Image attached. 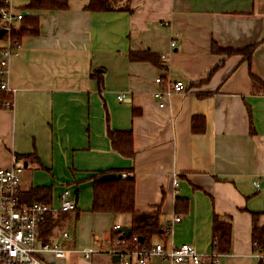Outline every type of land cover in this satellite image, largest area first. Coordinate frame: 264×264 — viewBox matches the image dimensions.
<instances>
[{"label":"crops","instance_id":"obj_1","mask_svg":"<svg viewBox=\"0 0 264 264\" xmlns=\"http://www.w3.org/2000/svg\"><path fill=\"white\" fill-rule=\"evenodd\" d=\"M10 2L37 17L38 31L8 60L13 93L0 90V167H22L21 197L44 187L57 208L67 188L76 206L39 229L40 241L58 242L65 256L41 255L51 264H122L110 252L120 234L112 227H131V215L92 209L94 178L117 172L134 179V210L159 214L151 246L191 243L198 264H264L251 238L253 212L264 225V90L250 75L264 82V0H130L129 11H89L88 0H69L65 10L32 12L22 9L28 0ZM212 43L258 44L248 63L214 53ZM144 49L157 64L129 59ZM175 80L185 91L159 107L153 92ZM118 130L132 132L131 156L112 148L108 134ZM181 199L187 209L178 211ZM174 215L180 220L170 223ZM215 216L232 230L216 263ZM89 247L86 258L80 250ZM146 264L196 263L151 256Z\"/></svg>","mask_w":264,"mask_h":264},{"label":"built area","instance_id":"obj_2","mask_svg":"<svg viewBox=\"0 0 264 264\" xmlns=\"http://www.w3.org/2000/svg\"><path fill=\"white\" fill-rule=\"evenodd\" d=\"M24 14L15 10L10 0H6V6H0L1 27L5 28L3 34L4 45L0 49V90L13 93V89L8 86L5 76L8 73V60L14 52L11 39V29L19 23ZM175 40H171L170 46L175 47ZM154 81L157 84L163 82L160 76ZM185 91V83L182 80L169 82L165 87L153 92V97L159 107L165 105V97L172 93ZM123 94L118 95L122 100ZM5 106H11V99H6ZM21 172L22 167L14 165L11 167H0V264H51L41 253H51L54 258L65 256V250L56 241L42 242L39 238L40 226L45 222L48 214L57 211H71L75 209V201L67 188L60 192V204L53 207L50 204L39 202L24 203L21 200ZM121 177H124L121 175ZM180 220L179 215H174L170 223ZM114 230L120 228L119 224H114ZM122 234V233H121ZM63 237H68L67 232L62 233ZM124 237L114 240L110 252L118 255V260L122 264H131L135 258L136 264H146L149 257L157 256L173 263L191 261L200 263V253L191 243L172 245L166 248L165 244L158 242L149 248L123 247ZM84 257H88L93 248H83L80 250ZM219 254L213 253V261L217 262Z\"/></svg>","mask_w":264,"mask_h":264},{"label":"trees","instance_id":"obj_3","mask_svg":"<svg viewBox=\"0 0 264 264\" xmlns=\"http://www.w3.org/2000/svg\"><path fill=\"white\" fill-rule=\"evenodd\" d=\"M69 0H28L22 9L37 11V10H65L68 8ZM130 0H88L84 6L89 11H129ZM0 6H6V0H0ZM38 31V20L35 15L26 14L22 20L11 29V39L13 49L15 50L20 44L21 38L25 35H33ZM4 37V35H3ZM258 43H252L239 49L220 48L215 43L211 44V50L214 53L222 54H240L243 59L250 63L253 51ZM130 60H147L153 63L158 62L157 54L149 50H131L128 54ZM253 83L260 86L264 90V82L250 74ZM197 119H202L199 116L193 118L192 129L201 131L203 127L195 125ZM111 146L118 153L124 156L133 154L132 132L130 130L109 131ZM117 173V172H115ZM120 174V173H117ZM134 179L133 177H120L112 180H98L97 177L93 181V200L92 209L95 211H105L111 213H128L131 215V235L124 237L123 247L133 248H149L151 246L150 239L152 236L159 234L161 226L159 225L158 212L139 213L134 210ZM21 197V195H20ZM23 197V199H22ZM21 200L24 203L39 202L49 204V191L44 187L31 188L22 194ZM177 210L182 211L187 209V201L184 199L177 200ZM67 212V211H57ZM259 213L253 212V227L251 238L254 247L264 251V225L257 226V216ZM50 216V218H49ZM52 214H48L46 219L51 221ZM46 221V220H45ZM164 231V230H163ZM231 223L228 221H220L215 216L212 225L213 236V252L220 254L226 253L230 249L231 242ZM120 234H116L114 238L119 239Z\"/></svg>","mask_w":264,"mask_h":264},{"label":"water","instance_id":"obj_4","mask_svg":"<svg viewBox=\"0 0 264 264\" xmlns=\"http://www.w3.org/2000/svg\"><path fill=\"white\" fill-rule=\"evenodd\" d=\"M22 13L24 15L27 14L26 11H22ZM5 33V28H0V38L3 36V34ZM25 166V164H24ZM121 174H117V173H104L101 174L98 177V180H112V179H116V178H120ZM117 232L120 233L119 237H129L131 235V228L127 227V226H122L119 229H117ZM122 233V234H121ZM116 258H118V255H114Z\"/></svg>","mask_w":264,"mask_h":264},{"label":"rangeland","instance_id":"obj_5","mask_svg":"<svg viewBox=\"0 0 264 264\" xmlns=\"http://www.w3.org/2000/svg\"><path fill=\"white\" fill-rule=\"evenodd\" d=\"M23 1H25V0H19V4L18 5H21L23 3ZM21 175H22V173H21ZM133 260L135 261V258H133Z\"/></svg>","mask_w":264,"mask_h":264}]
</instances>
